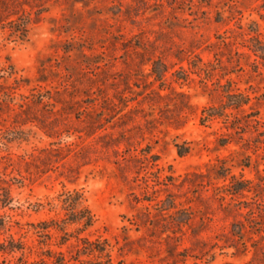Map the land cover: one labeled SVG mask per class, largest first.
Listing matches in <instances>:
<instances>
[{"label":"rangeland","instance_id":"obj_1","mask_svg":"<svg viewBox=\"0 0 264 264\" xmlns=\"http://www.w3.org/2000/svg\"><path fill=\"white\" fill-rule=\"evenodd\" d=\"M14 1L39 17L25 40L0 28V193L10 191L0 203V264H37L47 245L31 224L63 216L48 202L64 188L83 192L95 222L79 236L106 239L113 264H264V245L254 246L259 233L248 222L252 193L231 199L223 186L229 178L215 174L225 162L240 179L264 178V63L248 47L255 23L264 40V0ZM157 59L168 66L163 80L152 72ZM228 79L259 112L250 120L249 106L245 114L227 110L247 124L242 133L224 118L200 121L204 108L224 102L220 85ZM39 91L54 98L46 109L63 107L55 100L69 93L81 103L80 115H55L70 134L50 137L21 114L23 107L47 118L30 104ZM67 143L74 149L67 157L49 159L50 149ZM175 144L189 152L179 155ZM161 201L174 206L161 214ZM145 211L152 221L133 223ZM239 221L245 234L234 241ZM50 232L58 250L63 232ZM72 234L61 248L64 264H99L77 253ZM13 241L24 245L11 248Z\"/></svg>","mask_w":264,"mask_h":264},{"label":"trees","instance_id":"obj_2","mask_svg":"<svg viewBox=\"0 0 264 264\" xmlns=\"http://www.w3.org/2000/svg\"><path fill=\"white\" fill-rule=\"evenodd\" d=\"M11 1V3H9L8 0L0 1V28L8 31L9 36H12L13 38H15V40H25L29 32V25L30 23L36 22L38 20L39 12H36V17L32 18L31 13L25 12V10L19 11L18 9H16V2H13V0ZM250 33L251 36L249 40L253 41V44L250 46L248 45V47L249 49H251L253 54L257 58H260L264 63V40L260 37L261 33L259 32L256 23L250 30ZM226 44H230V42H227ZM255 61L258 62L257 60H254V62ZM158 65H160L161 68L158 67ZM167 68L168 66L162 63L160 59L152 61V72L156 76L157 80H163L162 78L164 73L167 71ZM17 81L18 80H16V82ZM231 82L232 80L228 79L225 84L220 85L225 97L224 102H222L219 106H210L204 108L202 110L200 121L202 123H205L206 121L213 120L215 118H224L227 125L226 127L235 130L236 134L242 133V129H244L242 125L246 127L247 124H241V121L236 113H233L232 111L228 112V109L240 111L245 114V107L249 106L250 109H253V111L246 113L243 116L245 118H250V120L252 116H257L259 112H257L258 110H256V108L250 105V95L233 90V88H231ZM65 91H67V88L65 89ZM69 95H71L72 98L55 100V102H61L64 106L58 110L53 111V109L51 108L46 109V107L54 106V104L51 103L52 99H54L53 96H45L41 91H39L36 94H32V97L30 98V104L34 105L35 107L40 105L43 110L47 111V118L38 119L35 116H30L28 110L26 108H23L22 106L21 114H25L28 116V118H26L27 121L39 122L40 127L50 137H59L64 132L70 134V124L63 121L57 123L58 118H56L55 116L58 113L60 114V116H62V113L68 109L72 112L76 111V113L79 115L81 114V111H83V106L79 101L74 100L72 94L69 93ZM256 99L257 101H259L260 98L256 97ZM86 108L88 109V107ZM256 121L259 122V120ZM232 134L233 133H229L226 134V136L220 138L219 145L224 146L228 144L231 140L230 135ZM240 139H242V136L240 137ZM175 147L179 155H184L189 152L188 146L175 144ZM73 150L74 149L72 148V143H67L62 146L60 145L56 148L50 149V153H48V156L50 160L54 156H61V159H64ZM63 152L67 153L62 156ZM150 157L152 158L154 156ZM9 160L13 163L15 162L14 159L10 157ZM153 160L155 161L157 159ZM23 161L27 163V160H25V158H23ZM215 174L217 178H229V183L224 184L223 186L225 188L226 195H230L231 199L234 196H243V194L246 192L252 193L251 201H249L246 206L248 207L247 214H249L250 216L248 222L251 224V227L254 228V231H256V233H259V238L254 240V246L258 247V249H262L264 245V234H262L264 232V178H260L259 182L257 183H253L252 181L246 179H240L235 174H231L230 168L225 165V162H221L220 165L217 166ZM2 190L3 193H0V203L6 204L10 200L9 187L6 186ZM86 201L87 200L82 191L78 189L69 190L64 188L61 193H59L57 196L52 198L51 201L48 202L51 208H55L56 206H58L59 209L63 211V216L57 215L46 220H41L38 223L31 224L34 232L41 239L40 243L43 245H47V249H44L41 246L39 247L38 253L40 258L36 262L37 264H47L48 261L46 257L52 258L54 264H64L66 261V254L65 251H63L61 248L67 243L69 237L73 235V232L78 241L81 242V246L77 249V253L83 252L87 255H94L100 259L99 264H113L111 254L108 250L109 244L106 239L97 238L95 240H91L89 236H79V234L92 227L95 222V215L87 205ZM159 203L160 206L158 210L159 212H161V214H165L164 211H168L174 206L173 202L166 203V201H161ZM42 205V203H38V206ZM228 205H230V203H228ZM152 218H154V215H151V212L149 211H145L141 212L139 215L137 214L134 219H132V221H134L133 223H137L138 225H145L146 222L152 221ZM257 220H260L261 222H256ZM177 223L182 225L186 222L177 221ZM243 224L244 223H242L241 221L232 223V234L234 235V241L239 240L235 237H238L240 239L244 237L245 230ZM70 225H76V228L73 232L68 233L67 227ZM51 229L63 232V235L60 236L59 241L54 242V244L59 248L58 250L51 248V243L48 242V240H51V238L53 237V234L50 232ZM16 245H24V243L13 241L11 248L19 247ZM241 247H243L245 250L246 244L244 242L241 243Z\"/></svg>","mask_w":264,"mask_h":264}]
</instances>
